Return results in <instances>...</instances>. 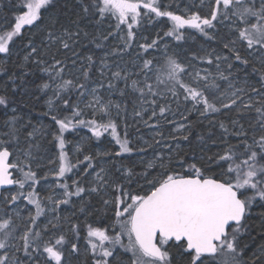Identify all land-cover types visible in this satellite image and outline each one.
Returning <instances> with one entry per match:
<instances>
[{
  "label": "snow or ice",
  "instance_id": "6c2138e0",
  "mask_svg": "<svg viewBox=\"0 0 264 264\" xmlns=\"http://www.w3.org/2000/svg\"><path fill=\"white\" fill-rule=\"evenodd\" d=\"M56 3L16 0L10 3L11 15L0 16V71L8 74L14 51L21 70L28 63L43 66L47 80L38 87L47 96L41 119L48 121L37 127L30 111L25 118L15 99L23 84H15V73L9 76L11 94L7 87L0 93V206L5 209L0 212V264H74L82 254L83 264H264V243L250 255L248 245L241 246L242 237L251 236L253 206L264 208V73L256 84L239 88L231 72L221 71L223 63L233 67L231 56L244 65L255 56L264 65V0H193L191 5L185 0H77L82 18L109 21L107 35L92 37L104 51L98 66L93 54L81 57L74 51L79 23L75 31L62 25L52 13ZM162 21L164 35L178 42L192 32L213 40L218 26L226 27L223 47L230 55L194 54L185 63L169 55L165 45L162 58H145L150 49L159 50L161 40L157 32L148 42L145 25ZM110 37L119 41L105 50ZM57 44L49 63L44 55ZM134 47L129 68L123 57ZM61 49L75 58H59ZM113 58L124 66L110 62ZM191 61L208 67L197 69ZM24 75L21 71L20 78ZM217 78L227 87L221 90ZM129 99L133 117L155 133L152 143L143 141L146 147H135L129 138ZM181 108L182 121L195 113L221 130V150L193 162L180 155V141H189L191 127L175 119ZM164 125L171 126L167 138ZM82 129L90 135L68 139ZM22 133L26 147H21ZM49 136L48 146L40 142ZM85 142L95 143V153L85 154ZM161 145L167 157L154 152L142 159L143 173L117 163ZM73 197L80 201L79 215L62 216V206H75ZM97 197L101 209L92 203Z\"/></svg>",
  "mask_w": 264,
  "mask_h": 264
},
{
  "label": "rangeland",
  "instance_id": "374dc122",
  "mask_svg": "<svg viewBox=\"0 0 264 264\" xmlns=\"http://www.w3.org/2000/svg\"><path fill=\"white\" fill-rule=\"evenodd\" d=\"M195 2H199V0H195ZM189 4L193 3V0H189L188 1ZM187 4V3H186ZM206 10V9H205ZM219 27V32L216 33V39L213 40H208L206 39L204 36L200 35L199 33H195L192 32V30H189V32H192L191 36H187L186 39L182 40V41H176L174 38L172 37H167L164 35V32L167 31V27L165 26V23L162 21L159 24H156L154 27L151 25H145V30H144V36H147L149 38L148 42H151V39H156L157 38V32H159V36L161 38L160 40V48L159 50L156 49H150L148 55L145 56V58H151V57H159L162 58L164 56L165 53V45H167V53L169 55L175 54L177 55L182 61H184L185 63H189L191 57L195 54V55H199V56H204L206 52H213L215 54H220V55H230L228 53V50L224 49L223 47V43L227 42V33H228V29L226 27L223 26H218ZM35 31V30H34ZM108 31H110L109 28V21H104V28H103V32L105 35H107ZM213 32H215V30H212ZM30 33H28L27 31L24 33L25 37H27ZM221 37H224V41L221 42ZM119 41V37L116 38H112L110 37L109 40L107 41L105 50H109L112 46L116 45ZM143 42V38H138L137 43ZM187 45V46H186ZM186 46V47H185ZM191 46H194L193 48H195L197 51L193 52L191 51L193 48ZM20 47V46H18ZM237 47H239V45H237ZM21 51H20V58L22 60V57L24 55L23 52V46L20 47ZM137 49L134 47L129 55H125L123 57V61L125 62H129L128 66L129 68H131V60L135 59V53H136ZM61 54H65L67 55L68 53L65 51H61ZM48 54V53H47ZM59 54V58H63V56ZM241 54L242 55H246V53L243 52V50H241ZM104 55V51L97 55L96 57V64L97 66L100 63V59L99 57H102ZM69 57V55H67ZM214 59V56H213ZM249 63L247 65H244L243 63L236 61L234 56H231L230 58V63L233 64V67L231 69L228 68V63H223L221 64V71L224 72L225 75H228L229 72H231V76L230 79L233 81V83L236 85V87L239 88H246L247 85L250 84H256L257 81L260 79V76L262 73H260L259 71L263 70L264 71V65L261 64L260 59H258L255 56H251L248 57ZM16 61V56H15V51H14V56H13V63H11V65H13ZM110 62H113V64L115 63H121V61L116 60V59H112ZM79 63V61H78ZM191 63L195 66V68L197 69H202V68H207L208 65L206 63H200L199 61H191ZM121 66L123 67L124 64L121 63ZM256 68L258 70V72H251L252 69ZM246 69L248 71H246ZM251 70V71H250ZM210 71L213 73V75H216V69H215V65H213L210 69ZM0 73L3 75L2 77V81L5 80L6 75L4 74L3 71H0ZM93 77L98 79L99 78V73L96 72L95 70H93ZM217 82L220 84L221 86V90H223L224 88L227 87V84L225 81L219 80L217 78ZM123 85L121 84V87ZM3 91V90H1ZM117 97H113V99H116ZM173 110H175L176 106L175 104L172 105ZM41 110L42 112L45 110V103H42L41 105ZM132 111H133V104L131 99L128 100V117H127V121H128V132H129V138L133 141V144L135 147H141L144 146L146 147V145L143 144V141H148L149 143L153 142V137L155 135L154 131L152 129H149L148 127L144 126L143 123H138L137 119L133 117L132 115ZM181 113H183V108H181V112L177 113L175 119L179 122L182 123H189L191 124V122H197V123H202L205 126H207L208 124H204L207 123V121L201 122L198 119V115L193 113L188 121H182L180 119ZM186 114V113H183ZM235 113H230L229 115H234ZM150 115V112H149ZM254 115V114H253ZM32 117V123L34 125H36L37 127L40 126V124H47L48 121L46 118L41 119V115L37 116L36 119L33 120V115L31 114ZM25 118L27 119V115L25 114ZM145 119H147L148 117L145 116ZM173 117L171 115H169V119H172ZM224 116H218L217 119H224ZM155 121H152V123H154ZM162 124L164 123L163 121L161 122ZM209 126V125H208ZM210 128V127H209ZM31 129L29 128L28 131H30ZM121 131H123V127L121 129ZM164 131V135L167 138L169 136V133L171 132V126L170 125H164L163 128ZM189 131V129H188ZM90 135V133L87 132L86 129H82L80 130V136H73L71 134L68 135V139L69 140H75V141H79L81 136H88ZM25 136L26 133H22L21 135V147H26V143H25ZM141 137L143 139H141ZM216 137V139H218L217 143L213 146H208L206 148H203L205 151H209L212 150L213 153L221 150L222 145L220 143L218 134L214 135V138ZM158 139V137H157ZM51 140V137L49 136L47 138V140H41L40 142L42 144H44L45 146H48V142ZM182 141V140H181ZM180 141V149L182 146ZM173 149L176 148V143L175 142H171ZM233 143H235V140L231 141ZM99 147L103 148L105 147L104 145H100ZM84 149H85V154H87L88 151H91L93 153H95V151L97 150V146L95 145V143L93 142V144L91 146L88 145L87 142L84 143ZM112 149L115 150V146H112ZM54 151V149H53ZM69 151H72L71 146H69ZM154 152H162L163 155L165 157H167V149L163 148V146H154L153 148H149L147 150V154L145 155L144 153H136L134 152L130 157H126L123 161H117V163H123V164H130V167H134L135 165H142L141 160H147V159H151L153 157ZM73 159H75V157H73ZM80 159H83V156H80ZM95 163V162H94ZM127 167V166H126ZM130 167H127L129 169H131ZM82 170V169H81ZM151 178V177H150ZM70 182V181H69ZM140 183H143V181L141 180ZM3 191V190H2ZM97 200H99V198H96ZM73 201L75 202V206L73 205H67V206H62L61 210H60V214L62 216H71L74 213V209L76 210L79 207L80 201L78 198L73 197ZM258 205V204H257ZM25 207V202H20V209L22 212V215H27L26 211H23ZM31 207V206H28ZM5 209L3 206H0V212H3ZM79 215V214H77ZM81 219H83V217H81ZM80 245H81V252L83 253V249L84 247H86L85 245V241L83 239H81L79 241ZM18 255L23 256V253H19ZM85 256L82 254L80 259L78 261H74V264H83V261L85 260Z\"/></svg>",
  "mask_w": 264,
  "mask_h": 264
},
{
  "label": "trees",
  "instance_id": "16d2710c",
  "mask_svg": "<svg viewBox=\"0 0 264 264\" xmlns=\"http://www.w3.org/2000/svg\"><path fill=\"white\" fill-rule=\"evenodd\" d=\"M188 1L189 0H185V3L189 4ZM15 2L16 0H0V16H3L5 14L11 15L9 6L10 3ZM52 13L60 18V22L62 25L72 31L76 30V22L78 21L80 28V37L79 43L76 44L74 51L79 53L81 57H85L88 54H93L95 57H97V55L103 52V50L98 49L96 47V42H93L92 37L97 35L102 37L103 35H105L103 32L104 22L98 23L94 20L82 18V10L78 5L77 0H57L56 6L52 10ZM85 32L89 33V36L87 38H85L84 36ZM105 44H107V42H105ZM18 46L22 47L23 45L19 44ZM191 47L193 48L194 46ZM57 48H59L58 44L53 45L51 48V52L44 55V58L49 63L51 62V54L56 53ZM61 51L65 50L61 49L59 54L62 53ZM191 51L196 52L197 50L193 48ZM66 52L68 53L67 55H69V57H72L71 51ZM61 55L64 58L65 54ZM14 62L15 63L13 65L9 64L8 74L4 73L6 75L5 80L2 81L3 75L0 73V93H3L5 87H7L9 93L11 94L13 84L10 81L9 76L15 73L17 77L15 80V84H23L24 87V90L22 92L16 93L15 99L18 103L19 108L21 109L22 114L27 115L30 111L33 115L34 120L37 116L41 115V105L42 103H45L47 99V96H44L39 91L38 87L44 80H47V76L40 70V67L43 66L38 67L32 63H28L21 70L20 68L16 67V63H18L19 61L16 60ZM248 70L246 69V71ZM21 71H23V73H27V75L23 76V79L20 78ZM251 72H258V70L254 68ZM259 72L264 73L263 70ZM204 124H208V122ZM190 125L191 127L188 131V133L190 134V139L189 141H181L183 147H181L180 155L182 157L187 158L189 162H193L194 157L198 159L201 155L207 156L213 154L212 150L205 151L203 148H206L210 145H215L218 139H216V137L214 138V135L209 138V135L210 133L214 132L216 135L218 134L219 136L221 134V130L218 127L215 129H211L208 125L204 127L202 123H197L195 121L191 122ZM201 137H203V139H201ZM124 165L130 167L129 163ZM131 169H133L136 173L144 172V166L142 165H135ZM153 175H155V173H153ZM133 179H136V177L134 176ZM92 203L94 204L95 209L102 208V204L96 198L93 199ZM77 209H74V212H77ZM261 213H264V208H261L259 204L254 205L252 208L251 217L248 221L251 226V236L245 234L241 239L242 247L244 245H248L249 255L251 254V251H254L256 249L257 245L264 243V241L260 240V236L264 234V228L261 227ZM77 214L79 213L77 212Z\"/></svg>",
  "mask_w": 264,
  "mask_h": 264
},
{
  "label": "water",
  "instance_id": "95a60500",
  "mask_svg": "<svg viewBox=\"0 0 264 264\" xmlns=\"http://www.w3.org/2000/svg\"><path fill=\"white\" fill-rule=\"evenodd\" d=\"M3 189H0V192H2Z\"/></svg>",
  "mask_w": 264,
  "mask_h": 264
}]
</instances>
